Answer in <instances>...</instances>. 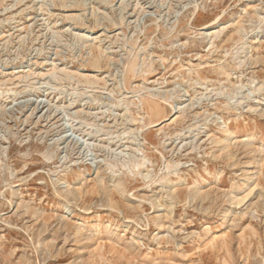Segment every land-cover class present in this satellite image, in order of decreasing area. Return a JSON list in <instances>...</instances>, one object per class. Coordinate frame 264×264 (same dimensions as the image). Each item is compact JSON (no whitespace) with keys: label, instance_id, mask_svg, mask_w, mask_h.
<instances>
[{"label":"rangeland","instance_id":"1","mask_svg":"<svg viewBox=\"0 0 264 264\" xmlns=\"http://www.w3.org/2000/svg\"><path fill=\"white\" fill-rule=\"evenodd\" d=\"M0 264H264V0H0Z\"/></svg>","mask_w":264,"mask_h":264},{"label":"bare ground","instance_id":"2","mask_svg":"<svg viewBox=\"0 0 264 264\" xmlns=\"http://www.w3.org/2000/svg\"><path fill=\"white\" fill-rule=\"evenodd\" d=\"M211 24V23H210ZM210 24H208V25H206L203 29H207V28H209L210 27ZM161 123V122H160ZM250 175V172H249V170H246V172H245V174H244V177L243 178H241L239 181H240V183H242V184H244L246 181H247V177ZM201 191V190H200ZM66 208V207H65ZM224 217H227V218H229V214H228V212H226L225 213V215H224ZM228 220V219H227ZM218 230V229H217ZM216 230V231H217ZM207 231H209V228H207ZM211 234V232H209V235Z\"/></svg>","mask_w":264,"mask_h":264}]
</instances>
